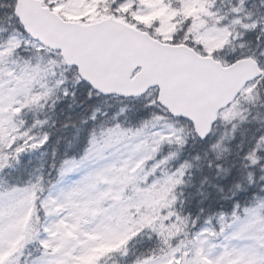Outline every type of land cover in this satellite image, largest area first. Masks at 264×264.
Segmentation results:
<instances>
[{
    "label": "snow or ice",
    "instance_id": "1",
    "mask_svg": "<svg viewBox=\"0 0 264 264\" xmlns=\"http://www.w3.org/2000/svg\"><path fill=\"white\" fill-rule=\"evenodd\" d=\"M0 264H264V0H0Z\"/></svg>",
    "mask_w": 264,
    "mask_h": 264
}]
</instances>
